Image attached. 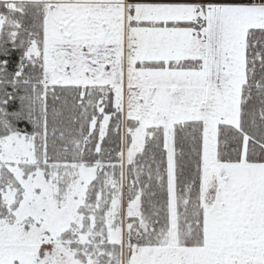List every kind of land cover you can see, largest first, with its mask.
<instances>
[{
	"label": "snow or ice",
	"instance_id": "1",
	"mask_svg": "<svg viewBox=\"0 0 264 264\" xmlns=\"http://www.w3.org/2000/svg\"><path fill=\"white\" fill-rule=\"evenodd\" d=\"M0 264H264V0H0Z\"/></svg>",
	"mask_w": 264,
	"mask_h": 264
}]
</instances>
